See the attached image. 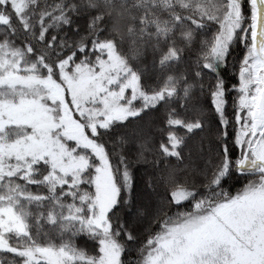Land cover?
I'll return each mask as SVG.
<instances>
[{
  "label": "snow or ice",
  "instance_id": "snow-or-ice-1",
  "mask_svg": "<svg viewBox=\"0 0 264 264\" xmlns=\"http://www.w3.org/2000/svg\"><path fill=\"white\" fill-rule=\"evenodd\" d=\"M161 106L159 139L114 138ZM0 252L264 264V0H0Z\"/></svg>",
  "mask_w": 264,
  "mask_h": 264
},
{
  "label": "trees",
  "instance_id": "trees-1",
  "mask_svg": "<svg viewBox=\"0 0 264 264\" xmlns=\"http://www.w3.org/2000/svg\"><path fill=\"white\" fill-rule=\"evenodd\" d=\"M49 2H52V0H49ZM238 52H239V49L237 50V53ZM148 59L150 61L151 56H149ZM233 63H234V61L232 60V58H230L229 66L224 68L222 71V75H224L225 79L229 82V84L236 82L234 71L232 68ZM202 102L204 103V105L206 107L208 106V100L207 99H202ZM153 113H154L153 117L157 118V120L161 122V118H162V114H163V107L161 106L160 108L153 111ZM228 114H229V117L231 118V114H232L231 97H229ZM160 122L153 126L151 132L150 131L149 132H143L142 130H140L139 134L140 133H147V134L154 136L156 139H159L160 134L157 131V129L160 125ZM215 128H216V120H215L214 115L210 113L209 114V120L206 122L204 130L203 131H197L195 133V135H192L188 141L189 147L192 148L194 153L196 152V149L200 146L201 143H203V145L205 147H207L210 143H214L215 138H216ZM127 129H128V125L125 127H118L117 129H115L114 138L118 137L120 135H126ZM181 131H183V130H181ZM230 132H231V129H230ZM135 144H136L135 141L130 142L128 145V150L134 152ZM172 162L174 163L175 161L173 160ZM134 172L136 173V176H137L138 188H144V180H146L145 173H148V174L152 173L151 165L145 164V163H140L138 165H135L134 166ZM226 184H227V182H226ZM134 195H135V193H134ZM134 203L137 205H143V204L147 203V201L145 199H137ZM151 207H155L154 201L152 202ZM122 215H124L125 218H127V219H131V214L128 212L127 209L122 210ZM132 226L136 232H139L141 234H143L144 229L149 227L146 220L133 223ZM131 255L134 256V253H132ZM0 257H3L5 260H7V259L11 258V254H5V253L0 252ZM125 259L127 260L128 257L125 256Z\"/></svg>",
  "mask_w": 264,
  "mask_h": 264
},
{
  "label": "rangeland",
  "instance_id": "rangeland-1",
  "mask_svg": "<svg viewBox=\"0 0 264 264\" xmlns=\"http://www.w3.org/2000/svg\"><path fill=\"white\" fill-rule=\"evenodd\" d=\"M154 113L152 112H147L145 113L140 120L135 121V125L136 127L134 128L133 125H128V129L126 132V136L129 138L130 142H133V132H135L137 135H139L140 130H142L143 132H151L152 128L155 124L159 123L160 121L157 120V118L153 117ZM191 148V147H190ZM185 151L187 152L188 149H185ZM194 157H195V153L193 152Z\"/></svg>",
  "mask_w": 264,
  "mask_h": 264
}]
</instances>
